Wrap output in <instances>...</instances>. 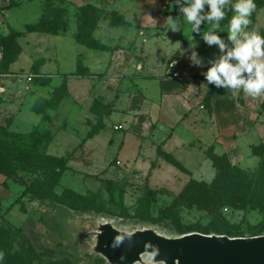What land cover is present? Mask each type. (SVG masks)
Wrapping results in <instances>:
<instances>
[{
	"label": "rangeland",
	"instance_id": "1",
	"mask_svg": "<svg viewBox=\"0 0 264 264\" xmlns=\"http://www.w3.org/2000/svg\"><path fill=\"white\" fill-rule=\"evenodd\" d=\"M59 1L5 0L4 7H0V56L4 38H13L20 49L7 72L0 73V88L3 89L0 92V127L22 137L0 142V147L5 146V158L12 161L9 177L0 175V226H9L13 234L11 246L24 251L23 263L28 259L30 264H86L80 248V234L76 230L79 221L85 218L101 222L110 220L124 229L148 225L171 236L193 232L227 235L240 231L244 237L255 234L260 222L256 211L235 209L220 200L221 207L212 212L198 209L194 202H188V208L184 201L180 202L179 195L190 183L197 187L213 181L216 169L207 157L208 148H213L217 155L232 148L235 153L226 152L231 164L248 171L256 168L259 159L252 155L251 148L264 144V133L257 130L260 123L255 120L258 116L264 118L261 115L264 103L256 112L253 110L254 102L246 104L254 112L256 128L241 140L235 139L237 148L227 146L226 141V146L219 141L217 143L220 135L204 136L201 159L191 156L170 162L160 157V148L153 149L152 146L141 148L149 152L142 158L140 155L138 158L129 156L121 159L116 155L121 147L118 143L114 145L132 126L130 120L122 118L128 96L136 86L132 85L131 77L137 76L140 80L162 75L170 77L168 72L173 66L180 73L179 79H195L200 85L207 84L202 73L207 70L208 61L219 54V49L215 45H207L199 34L191 33V26L182 20V13L174 0H99L97 5H94V0H63L64 4ZM261 1L260 8L264 7V0ZM235 2L232 0L233 4ZM46 4L52 6L51 21L56 23L55 34H48L40 26ZM85 5L100 11L83 13L81 7ZM205 11H208L207 6ZM255 11L251 15L254 20L250 31L257 30ZM234 14L232 11V16ZM168 16L181 18L180 31L168 30L170 26L165 23ZM121 18L123 25H109L110 21L119 22ZM151 18L156 20V24ZM229 21L224 28L221 25L222 32L217 33L224 40ZM258 21L264 27V14L258 15ZM209 27L202 23L201 33ZM86 31H90L91 38L102 46L98 50L104 56L99 73L103 75L111 73L115 52L129 51L138 42L137 54L130 61L129 71L123 74V78L121 73L118 74L120 83L116 98L109 89L112 85L107 84L108 98L101 101L113 103L108 105L104 117L102 114L98 116L106 119V129L102 134H98V117L90 112L94 98L86 95L77 82H72L70 95L64 83L57 88L47 87L48 76L55 72L52 62L54 49L64 52L73 44L80 45L73 37L83 38ZM191 36L197 45L195 51L204 61L203 67L192 65L188 59L189 43L193 42ZM66 62L65 54L63 63ZM79 62L81 69L78 74L86 75L82 60ZM44 64L45 69L41 73ZM90 66H93L92 62ZM18 75L31 77V82H19L15 78ZM62 75L67 76L65 73ZM215 88L211 84H207V88L201 85L202 102L198 111L206 134L215 125L214 101L211 98ZM226 93L232 96L231 92ZM246 95L241 90L233 99L243 102ZM143 101L145 103L146 98ZM167 107L173 111L174 107ZM29 108L38 116L41 126H33L35 121ZM93 109L96 112L103 110L99 104H95ZM133 148L128 146L129 151ZM34 149L66 160V170L47 195H22L25 189L34 188V182L43 180L45 175L41 165H32L30 158L20 153ZM3 181L7 183L6 188L1 186ZM214 228L225 229L221 232L225 234L214 233ZM93 264L105 262L96 257Z\"/></svg>",
	"mask_w": 264,
	"mask_h": 264
},
{
	"label": "crops",
	"instance_id": "2",
	"mask_svg": "<svg viewBox=\"0 0 264 264\" xmlns=\"http://www.w3.org/2000/svg\"><path fill=\"white\" fill-rule=\"evenodd\" d=\"M98 1L94 0V5H97ZM4 3L5 0H0V7L3 8ZM255 12L256 31L260 34L264 32V27L259 25L258 15L261 13L264 14V7L256 9ZM226 31L228 35V28ZM137 47L138 42L129 51L115 52L113 69L107 75L99 74L101 73V65H103L102 59L104 58L101 51L88 49L76 44L69 46L64 52L59 48H55L54 58L52 60L55 72L53 75L48 76L50 78V85L48 84L47 87L57 88L64 83L65 89L68 95H70L72 94V82H77L79 86L84 88L87 93L86 95L94 98L91 101L94 104L91 106L90 112L97 118L99 114H104L105 106L113 103L110 100L101 101L106 97L108 98V85H112L109 86V89L115 95L120 83L119 77L121 76L123 78V74L129 71V64L136 57L137 50L135 49ZM69 48H71L70 51ZM65 54L67 56V62L64 64L63 58ZM78 59L82 60L83 67L86 69L87 74L84 76L74 75L77 70ZM91 62L93 66H90ZM45 64L40 69L41 73L43 72L42 69H45ZM171 72L172 70L168 72L170 77L163 75L161 77L155 76L154 79L150 80H140L137 76L131 77L132 85L136 86H134V92L128 96L122 118L130 120L132 126L114 144L116 145L118 143L117 145L121 147V149L119 148L120 150L116 151V155L121 159H127L129 156L138 158L140 155V158H142V156L149 154V152L141 148H148V146H152L153 149L160 148V152L170 155L177 161H180V158L191 156L195 159L196 157L201 159L204 136L207 138L210 136L212 138L220 135L217 143L220 142L221 145L226 146L224 144L226 141L227 146L237 148L235 139L241 140L242 137L253 132L256 128L255 120L260 123L257 126V130L260 133H264V118L258 116V119L254 120V112L246 105L247 103L254 102L255 106H252H254L253 110L256 112L264 103V94L259 97L246 95L243 102L241 100L235 102L234 97L226 93L227 90L221 87L213 89L214 91L211 93V98L214 101V116L216 118H213L215 125L206 134V131L202 128L201 114L198 111V105L202 102L200 84L195 79H179V71L178 78H172ZM64 73L67 76H63L62 74ZM95 73L97 75H94ZM119 73H121L120 76H118ZM134 73L136 74V70H134ZM191 85L196 88L194 89ZM114 98H116V95ZM144 98H146L145 103H143ZM95 104H99L103 109L101 111L97 110L98 113L96 114L92 112ZM167 105L174 107L173 111H170ZM29 109L30 115L34 117L35 121L33 126L36 128L41 126L38 116L31 112V108ZM261 115H264V111ZM102 116L104 117V115ZM97 121L98 134H102L106 129V119H99L98 117ZM11 125L13 126V124ZM27 132L25 131V133ZM129 145L134 146L130 151L128 150ZM231 149L228 148L226 152H236ZM226 152L222 151L225 154ZM153 154L154 156L156 155L155 150H153Z\"/></svg>",
	"mask_w": 264,
	"mask_h": 264
},
{
	"label": "trees",
	"instance_id": "3",
	"mask_svg": "<svg viewBox=\"0 0 264 264\" xmlns=\"http://www.w3.org/2000/svg\"><path fill=\"white\" fill-rule=\"evenodd\" d=\"M64 4L63 0L59 1ZM257 8H260L262 5L261 0H254ZM9 6H7L8 8ZM52 6L46 4L44 8V16L40 20V26L42 29H46L48 34H55L54 31L56 23L51 21L53 16ZM83 13H89L91 11L99 12L100 10L91 6L85 5L81 7ZM226 18L221 21L223 28L227 25L229 19L232 16L231 6L226 10ZM253 23V16H251ZM121 20V21H120ZM118 20L119 22H109L110 26L123 25L124 22L122 18ZM40 29V28H38ZM249 29H252V24L249 26ZM41 30V29H40ZM261 36H264V32L260 33ZM83 36V35H82ZM85 36V37H84ZM83 38H80L78 35L74 36L73 39L76 43L92 50L101 49L102 46L98 45L97 42L91 38L90 31L84 32ZM227 35H225V40ZM2 56L0 59V73L5 74L7 72V67L16 61L17 56L20 53L18 45L15 43L14 39L11 37L4 38L2 40ZM95 43V44H94ZM81 69V64L79 59L77 61V76H84L78 74ZM108 105L105 106L104 113L106 112ZM34 109V108H33ZM35 111V110H34ZM93 113H98L95 110ZM106 115V114H102ZM13 138H22L19 135L14 134L13 132L8 131L6 128L0 127V142L13 139ZM5 146L0 147V175L4 178H8L11 171V160L5 158L4 151ZM19 152V150L17 149ZM252 155L256 156L259 161L254 170H242L236 165L231 164L227 155L221 153L217 155L214 153L213 148H208L207 157L212 162V165L216 169V175L213 181L208 184H200L197 187H193L190 183L184 187L182 192L179 195V200L184 201L186 207L188 202L197 203L198 209H202L208 212L218 210L221 206L219 200L222 201L225 205L231 206L235 209H248L256 211L260 216V222L255 234H252L251 237L259 236L264 234V144H259L251 148ZM20 153L26 155L30 158V163L35 166H42L45 170V175L43 180H37L34 183L36 185L32 189H25L22 195L27 193L37 195L38 193L42 195H47L51 193L52 189L58 184L61 176L66 170V160L64 158L52 157L39 153L38 150L34 149L32 151L25 150L20 151ZM160 157L165 158L167 161H173L170 155L159 152ZM158 154V155H159ZM3 188L7 187L5 181L1 185ZM212 206L213 209L211 208ZM210 208V209H209ZM213 219H216L213 216ZM8 226V225H7ZM9 227V226H8ZM6 226H0V252L4 253L3 259H0V264H24L23 255L24 251L18 248L13 249L11 246V239L13 238L12 232ZM225 231L222 228H214V233L216 234H225L221 233ZM233 234V235H232ZM226 236L232 237H244L243 233L230 232ZM31 261L27 259L25 264H30Z\"/></svg>",
	"mask_w": 264,
	"mask_h": 264
},
{
	"label": "water",
	"instance_id": "4",
	"mask_svg": "<svg viewBox=\"0 0 264 264\" xmlns=\"http://www.w3.org/2000/svg\"><path fill=\"white\" fill-rule=\"evenodd\" d=\"M76 230L86 264L96 257L105 264H264V234L171 236L148 225L124 229L94 218L81 219ZM152 251L156 254L149 262L145 254Z\"/></svg>",
	"mask_w": 264,
	"mask_h": 264
},
{
	"label": "clouds",
	"instance_id": "5",
	"mask_svg": "<svg viewBox=\"0 0 264 264\" xmlns=\"http://www.w3.org/2000/svg\"><path fill=\"white\" fill-rule=\"evenodd\" d=\"M174 3L179 6L182 20L191 26V33L199 34L207 45L219 49V54L208 61L207 70L202 73L207 84L222 87L233 97L241 90L252 97L264 94V36L256 30H249L251 15L257 7L254 0H236L234 4L232 0H174ZM229 6L235 14L228 24L226 42L217 33L222 32L221 21L226 18ZM152 20L156 24V20ZM165 23L173 32L181 29L180 17L168 16ZM202 23L210 25L203 33ZM191 40L188 59L192 65L203 67L204 61L195 51L197 45L192 36ZM207 84L201 85L207 88ZM155 254V251L146 253V259L150 262ZM3 256L4 253L0 252V259Z\"/></svg>",
	"mask_w": 264,
	"mask_h": 264
},
{
	"label": "built area",
	"instance_id": "6",
	"mask_svg": "<svg viewBox=\"0 0 264 264\" xmlns=\"http://www.w3.org/2000/svg\"><path fill=\"white\" fill-rule=\"evenodd\" d=\"M171 68H172V72H171V77L172 78H178V76H179V73H178V71H175L174 69H173V66H171ZM19 82H26V83H29V82H31V77H26V76H23V75H18V76H16L15 77ZM23 80V81H22ZM1 91H3V89L2 88H0V92Z\"/></svg>",
	"mask_w": 264,
	"mask_h": 264
}]
</instances>
